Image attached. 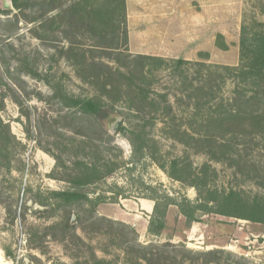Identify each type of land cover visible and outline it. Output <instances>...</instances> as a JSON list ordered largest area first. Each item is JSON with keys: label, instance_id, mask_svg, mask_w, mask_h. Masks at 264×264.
Listing matches in <instances>:
<instances>
[{"label": "rangeland", "instance_id": "rangeland-1", "mask_svg": "<svg viewBox=\"0 0 264 264\" xmlns=\"http://www.w3.org/2000/svg\"><path fill=\"white\" fill-rule=\"evenodd\" d=\"M2 3L8 6L7 0ZM144 4L150 14L148 3ZM7 8L10 15H0V101L4 102L0 119L13 138L0 152V248L9 249L22 264H84L89 248L71 236L62 241L60 227L49 230L71 219L77 234L100 258L120 264L115 230L91 223L82 225L84 231L80 229L79 218H90L94 212V217L131 226L144 245L171 239L191 250L224 249L244 256L251 264H264V225L209 215L187 229L185 217L171 205L168 230L155 237L148 233L154 209L149 215L139 203L148 199L155 205L153 200L159 199L165 205L166 197L196 201L194 188L171 179L163 170H170L176 159L191 165L193 171L210 163L217 170L213 186L264 197V129L260 133L263 139H257L251 122L243 119L218 131L215 154L223 159L211 161L201 152V144L166 129L169 125L184 128L192 121L187 114L193 109L187 107L184 90L189 81L201 86L205 73L200 75L197 67L183 74L174 72L173 65L157 69V64H151V71L143 77L138 72L141 68L134 64L130 81L133 93L127 94L121 82L128 80L121 79L116 69L125 70L128 63L114 53L92 50L89 37L82 35L80 26L71 24L68 17L46 24L53 33L50 39L40 41L34 35L36 26L29 20L39 16L37 9L19 13L11 4ZM171 8L173 21L167 31L149 26L139 29L131 9L130 54L237 67L242 27L253 32L264 30V0H173ZM219 34L226 50L218 46ZM70 43L97 67L77 68L75 64L83 59L70 52ZM100 72L112 76L99 80L95 76ZM58 88L79 98L102 99L112 110L111 117L101 124L103 131L93 120L90 129L82 128L85 122L62 105L61 95L55 97ZM233 88L228 79L218 97L231 98ZM142 94L148 98L143 99ZM168 103L175 107L170 116ZM116 121H120L117 128ZM77 161L102 167L101 178L85 189L96 208L94 204L68 207L48 200L51 192L71 189L69 183L60 180V168Z\"/></svg>", "mask_w": 264, "mask_h": 264}, {"label": "trees", "instance_id": "trees-1", "mask_svg": "<svg viewBox=\"0 0 264 264\" xmlns=\"http://www.w3.org/2000/svg\"><path fill=\"white\" fill-rule=\"evenodd\" d=\"M11 6L12 10L19 13L23 10L37 9L39 16L29 20L30 24L36 26L34 35L40 41L50 39V35L53 33V28L46 27V24L65 16L70 19L71 24L80 26L79 28L83 30L82 35L89 37L92 42V50L102 49L109 52V55L114 53L125 60L129 66L124 64L125 70L116 69V74L121 75V79L129 81L126 84L121 82V88L125 89L127 94L133 93L130 81L135 73L134 67H132L134 64L141 68L138 72L143 77L146 76V71H151V64H157V69H170V65H173L174 68L171 69L174 72L181 71L183 74L188 73L194 67L198 68L200 75L205 73L206 76L201 86L199 84L196 87L192 81H189L184 90L187 93L184 96L188 100L187 107L192 106L193 109L191 113L187 114L192 121L184 128L179 125H169L166 129L182 133L190 141L201 144V152L207 154L211 161L220 162L223 159L217 158L215 154L218 131L236 125L243 119H248L251 122L255 138L263 139L260 133L264 129V30L253 32L245 26L242 27L240 63L237 67L208 65L181 59L167 60L161 57L130 54L126 0H11ZM7 11L0 0V15H10ZM55 12L57 14L53 15ZM217 43L221 49H227L221 34L218 36ZM69 50L75 57L83 59L79 64H75L77 68L97 67L96 62L93 60L90 62L82 51L74 48V43H70ZM101 66L113 71V68L108 64L102 63ZM110 76L112 73L108 75L105 72H100L95 77L106 81ZM228 79L234 84L233 96L224 100L218 97V93ZM186 80L188 82V77ZM105 87L107 88L106 83ZM54 95L55 97L61 95L62 105L73 110L72 114L81 122H85V125L82 124V128L90 129L93 120L100 125L103 131L102 122L108 120L112 115L111 108L102 99L79 98L65 93L60 88L56 89ZM147 98L148 96L143 95V99ZM3 108L2 100L0 101V112ZM174 110V105L168 103L167 115H173ZM11 138L13 136L9 127L4 125L0 119V152H3L7 147V142ZM60 169L63 171V177L61 179L54 178L69 183L71 189L51 192L48 200L68 207L94 204L85 189L101 178L102 167L77 161L71 166L63 165ZM163 170L171 179L194 188L197 192V199L191 201L187 197H183L180 200H174L166 197L165 205H161L159 199H154L155 207L148 226V233L151 236H162L168 230L167 211L171 205L179 208L180 214L186 219L185 227L187 229H191L195 223H201L203 217L209 215L264 225V197L258 194L253 197L244 191L213 186V175L217 173V170L210 163H205L202 168L193 171L191 165H185L183 161L176 159L171 163L170 170L166 168ZM41 205L45 206L44 203ZM94 208H96V204H94ZM9 213L12 212L9 210ZM94 214L92 212L90 218H79L80 229L84 231L85 228H82V225L91 223L98 227L106 225L115 230V242L117 241V249L121 251L120 264H251L244 256H238L224 249L195 251L187 248L185 244H174L171 239L164 243L151 242L144 245L139 242V236L131 226L109 218L94 217ZM58 227L62 233V241H67L71 236L80 245L89 248L90 256L86 258L84 264H117L112 260L100 258L93 247L77 234V228L71 225V219L61 221L49 230ZM2 250L7 260L13 261L14 264H22L9 249L2 247ZM75 263L80 264L78 261Z\"/></svg>", "mask_w": 264, "mask_h": 264}, {"label": "crops", "instance_id": "crops-1", "mask_svg": "<svg viewBox=\"0 0 264 264\" xmlns=\"http://www.w3.org/2000/svg\"><path fill=\"white\" fill-rule=\"evenodd\" d=\"M126 2L129 24L132 23L131 9H133V14L135 15L134 21L139 24V29L149 26L152 30L156 28L155 31H167L169 24L173 21V9L171 8L173 0H126ZM144 3H148L147 6L150 8V14L144 10ZM168 3H170V11L168 10ZM165 38L167 40L169 37L166 35ZM139 203L144 212L149 215L152 214L155 205L151 200L143 199ZM136 217L138 218L139 216ZM137 218L134 221H137ZM147 218L150 217L147 216ZM0 264H14L13 261L7 260L2 248H0Z\"/></svg>", "mask_w": 264, "mask_h": 264}, {"label": "water", "instance_id": "water-1", "mask_svg": "<svg viewBox=\"0 0 264 264\" xmlns=\"http://www.w3.org/2000/svg\"><path fill=\"white\" fill-rule=\"evenodd\" d=\"M7 2H8V6H5L6 8L7 7H9V4H11V0H7ZM8 9V8H7ZM119 124H120V121H116V128H117V126H119ZM116 130V129H115Z\"/></svg>", "mask_w": 264, "mask_h": 264}]
</instances>
